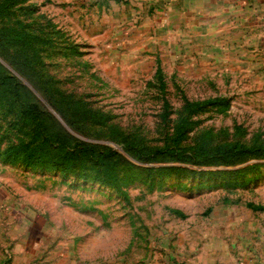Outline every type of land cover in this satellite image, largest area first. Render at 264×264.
<instances>
[{
    "label": "rangeland",
    "instance_id": "1",
    "mask_svg": "<svg viewBox=\"0 0 264 264\" xmlns=\"http://www.w3.org/2000/svg\"><path fill=\"white\" fill-rule=\"evenodd\" d=\"M154 8L0 0V264H264L263 32Z\"/></svg>",
    "mask_w": 264,
    "mask_h": 264
},
{
    "label": "crops",
    "instance_id": "2",
    "mask_svg": "<svg viewBox=\"0 0 264 264\" xmlns=\"http://www.w3.org/2000/svg\"><path fill=\"white\" fill-rule=\"evenodd\" d=\"M144 4L155 6L156 13L162 10L171 15V26L180 17L184 24H188L191 18H199L206 24L213 20H231L239 25H245L252 29H260L261 42L264 43V0H143ZM250 264V263H249Z\"/></svg>",
    "mask_w": 264,
    "mask_h": 264
},
{
    "label": "trees",
    "instance_id": "3",
    "mask_svg": "<svg viewBox=\"0 0 264 264\" xmlns=\"http://www.w3.org/2000/svg\"><path fill=\"white\" fill-rule=\"evenodd\" d=\"M9 76L7 75H1L0 74V83H6L7 80H9ZM43 114V111L39 108V106L36 103H28L23 107V115L27 117L28 119H31L33 121H38ZM52 138L59 142L62 146L67 144V138L65 135H62L60 133H55ZM84 149H89L91 152L94 154V149L92 147H84ZM237 149L236 147H230V148H224L221 151L219 149L217 150L218 153H220L224 157H231L233 156L236 152ZM246 149H241L240 152H245ZM98 156L101 158L104 157L105 154L103 153H98ZM227 161V160H226Z\"/></svg>",
    "mask_w": 264,
    "mask_h": 264
}]
</instances>
